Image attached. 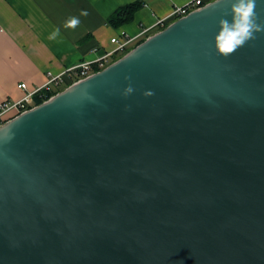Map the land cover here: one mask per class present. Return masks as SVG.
Returning a JSON list of instances; mask_svg holds the SVG:
<instances>
[{
  "label": "water",
  "instance_id": "obj_1",
  "mask_svg": "<svg viewBox=\"0 0 264 264\" xmlns=\"http://www.w3.org/2000/svg\"><path fill=\"white\" fill-rule=\"evenodd\" d=\"M232 3L0 127V264H264V32L218 55Z\"/></svg>",
  "mask_w": 264,
  "mask_h": 264
},
{
  "label": "crops",
  "instance_id": "obj_2",
  "mask_svg": "<svg viewBox=\"0 0 264 264\" xmlns=\"http://www.w3.org/2000/svg\"><path fill=\"white\" fill-rule=\"evenodd\" d=\"M193 0H0V105L21 100L25 93L18 85L26 83L28 91L42 87L47 73L61 74L80 63L111 51L113 38L122 33L137 37L144 29L170 17L174 8ZM215 0H206L211 3ZM140 2L143 7L134 21L118 29L108 25L120 8ZM87 10V16H80ZM78 16L75 30L65 29L64 22ZM60 36L48 37L55 28ZM157 32L138 40L132 49ZM100 52H97V51ZM17 114L12 113L10 118Z\"/></svg>",
  "mask_w": 264,
  "mask_h": 264
},
{
  "label": "built area",
  "instance_id": "obj_3",
  "mask_svg": "<svg viewBox=\"0 0 264 264\" xmlns=\"http://www.w3.org/2000/svg\"><path fill=\"white\" fill-rule=\"evenodd\" d=\"M207 4L208 3L206 2V0H193L183 7H176L174 8V11L170 15V17L159 20L155 26L149 29H144L137 37H130L127 34L122 33L119 37L113 38L111 40V43L114 46L111 51L104 52L94 60L86 61L72 68H69L61 74L56 75L53 72H48L47 83L42 87L34 89L33 91H28V85L26 83L19 84L18 89L24 92L25 95L19 101H16L14 103L4 102L0 105V127L11 121L12 119L18 117L22 113H25L39 106L36 103V97L44 100L43 103L49 101L52 97L47 98V94L52 93L57 89H66L73 84L78 83L93 74H96L94 73V69H99L101 71L106 69L109 65L112 64L114 57H117L118 55L123 54L127 51H131L134 44L138 40L146 38L154 30L159 31L160 28L168 25L170 21H177L183 17H186L190 13L204 7ZM97 52H99V50ZM12 113H16L17 115L13 118H10V115Z\"/></svg>",
  "mask_w": 264,
  "mask_h": 264
},
{
  "label": "clouds",
  "instance_id": "obj_4",
  "mask_svg": "<svg viewBox=\"0 0 264 264\" xmlns=\"http://www.w3.org/2000/svg\"><path fill=\"white\" fill-rule=\"evenodd\" d=\"M221 2L222 0H217V3ZM256 8V0H233L230 8L231 22L227 19H221L219 21V31L214 36V47L218 55L227 58L248 41L254 40L256 33L264 32V23L257 22ZM87 15V10L80 11V16ZM80 24L81 20L78 16H70L64 22L63 27L75 30ZM58 36H60V28L57 27L48 38L55 40ZM133 92L134 88L129 85L124 89L123 95L127 97ZM153 94L152 91L144 92L145 96H152ZM6 138L10 139L11 137L7 136Z\"/></svg>",
  "mask_w": 264,
  "mask_h": 264
},
{
  "label": "trees",
  "instance_id": "obj_5",
  "mask_svg": "<svg viewBox=\"0 0 264 264\" xmlns=\"http://www.w3.org/2000/svg\"><path fill=\"white\" fill-rule=\"evenodd\" d=\"M143 7L142 3L137 2V3H133L130 5H127L125 7H122L120 9H118L108 20V25L114 29H118L124 25L130 24L131 22L134 21L135 15L136 13ZM174 21H170L168 23V25H166L163 28H160L159 31L166 29L170 24H172ZM140 45V44H139ZM100 52V51H99ZM106 52V51H104ZM129 51L118 55L117 57L113 58L112 63H114L115 61L119 60L121 57H123L124 55H126ZM101 70L99 69H94V73H98ZM65 89H57L54 90L52 93L47 94V98H51L54 97L55 95H57L58 93L62 92ZM44 102V100L40 99L39 97H36V103L38 105H41Z\"/></svg>",
  "mask_w": 264,
  "mask_h": 264
},
{
  "label": "rangeland",
  "instance_id": "obj_6",
  "mask_svg": "<svg viewBox=\"0 0 264 264\" xmlns=\"http://www.w3.org/2000/svg\"><path fill=\"white\" fill-rule=\"evenodd\" d=\"M163 30H164V29H163ZM163 30H161V31H163ZM154 32H157V33H158V32H160V31L154 30L152 33H154ZM155 34H156V33H155ZM111 44H112V43H111ZM113 47H114V46H113Z\"/></svg>",
  "mask_w": 264,
  "mask_h": 264
}]
</instances>
